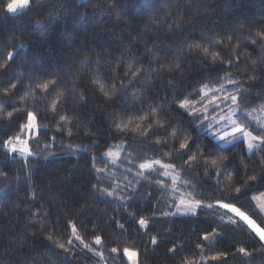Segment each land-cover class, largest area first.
Masks as SVG:
<instances>
[{
  "label": "trees",
  "instance_id": "16d2710c",
  "mask_svg": "<svg viewBox=\"0 0 264 264\" xmlns=\"http://www.w3.org/2000/svg\"><path fill=\"white\" fill-rule=\"evenodd\" d=\"M11 1L0 0V89L9 88L0 102V264H264V241L213 205L235 204L264 229L253 199L264 192V143L250 152L243 139L210 136L208 121L232 101L205 114L199 92L235 91L238 124L264 137V0H30L15 13ZM213 51L235 62L222 66ZM185 97L199 119L179 107ZM29 112L30 134L20 131ZM142 115L163 127L144 136L149 121L136 120L140 130H118ZM17 135L29 136L26 156L6 148ZM188 138L199 161L191 166L177 160ZM152 159L175 165L201 202L196 214L173 213V179L140 167ZM214 231V243L204 239Z\"/></svg>",
  "mask_w": 264,
  "mask_h": 264
},
{
  "label": "snow or ice",
  "instance_id": "6c2138e0",
  "mask_svg": "<svg viewBox=\"0 0 264 264\" xmlns=\"http://www.w3.org/2000/svg\"><path fill=\"white\" fill-rule=\"evenodd\" d=\"M29 3H30V0H16V2H14V3H9L7 5V9L9 11H11V12H15L18 8H23V7L27 6ZM256 36L261 41H264V32H257ZM257 42L258 41L256 39L252 40L253 44H256ZM213 44H215V41H213ZM188 47L190 49H193V50H199V49L202 48V52L204 54H208L209 53V47H208L207 44L203 45V47H202V45L200 43L194 42V43L189 44ZM12 55H13L12 53H8L7 59L11 60L12 59ZM212 58H213L214 62L217 61V60H220V63H221L222 66L225 65V64L230 66V65H232L235 62L231 58H229L227 61L222 60L218 56L217 52H215V51L212 52ZM236 60L238 61L239 57H236ZM252 62L255 63V61H252ZM0 67H3V65H0ZM176 67L179 68L180 65L176 64ZM224 70H227V69H224ZM137 71H139V70H137ZM132 75L135 76L136 72H133ZM232 82L236 83L235 81H232ZM49 83H51V82H49ZM37 87H39L40 89L46 91L48 89V83L39 84V85H37ZM10 88L11 89H16L17 88V84L16 83H11L10 84ZM100 90L102 92L104 91L103 86H101ZM8 91H9V88L0 89V93H2V95H0V102H3V96H7ZM208 91H211V89L208 88L207 84L203 85L201 87V89L199 90L200 93H204V96L207 95ZM237 91L239 92L240 89L238 88ZM104 95L106 97H108L109 100L111 99V95H109V93L104 92ZM112 95H115V92H113ZM204 96H201V100L204 99ZM237 99H238V97L236 95H232V94H227L224 97V100H231L233 103H236ZM215 101H216V98L213 97V99L211 101H209L208 104L204 105L203 112L205 114L208 113L210 107H211V109L213 111L220 107V105L218 103H216ZM52 107H53V111H54L55 107H56V102L55 101L53 102ZM179 107L185 109L188 115L195 116L197 119L200 118V111L198 109H196L193 104H191V102L189 101V99L187 97H185L183 100H181L179 102ZM155 112H156V109L153 108L152 109V113H155ZM3 114H4L3 113V109H0V116H2ZM6 115H7L8 118L11 119L13 117V112H7ZM27 116H28V123L20 125V131L21 132H25V131H28V130L36 128V124H35L36 116H35V114L32 113V112H29L27 114ZM207 118H208L207 115H205L204 119H207ZM60 119L61 120H65L66 117L61 116ZM136 120L149 121V116L148 115H142V116H138V117H130L127 123H123V121H122L121 125H117V128H118V130L121 133H127L129 131H133V132L138 131L141 128V124L135 123ZM153 123H156L157 127H160V128L163 127V124L159 123L158 121H149L147 126H146V130L143 131L142 135H144V136H148L149 135V132L152 129ZM217 123H218V121H217ZM233 123H235V122H233ZM201 126H203V121H201ZM211 127H212V124L210 122L209 125H208V128H211ZM211 134L213 136L216 135L215 132H213ZM152 135H156V133H152ZM171 136L173 138H175L176 140L180 139L179 137H177V130L175 128L172 129ZM249 136H251V133L245 132L243 127L235 126V127H233L231 129L230 132H224L223 135L218 137V139L223 140L226 143L231 144V143H233L234 140H240L241 137H244L245 139H247V137H249ZM229 137H230V139H229ZM16 138L19 139V135H17ZM252 139H257V140H260L261 143H264V137H252ZM189 141H190V138L185 139L184 142L179 143V147L177 149V153H178L177 160L179 161V160L183 159V157L187 156V159L183 160V163L188 164L189 166H191L192 162H199V161H198V157H197L196 154H192L191 156L188 155V153L192 151ZM155 142H156V144H161V143H163L164 145L168 144V140L167 139H164L163 141H161V139L158 138V139H156ZM4 143L7 144L8 142H4ZM248 149H249L250 152L252 151L253 145L251 143L248 144ZM12 150L13 151H17L15 146L12 147ZM26 150L27 149L25 148V149H20L19 151H26ZM198 151H199V160H203L205 162V164H206L207 161L204 160L203 151L200 150V149H198ZM227 159H228V157L222 156V157H217L216 159H213L211 162H212L213 165H216V164L221 163L222 161L227 160ZM153 163L154 164H159L162 168H173V167H175L174 164H166V165L162 164L160 160H155V161H153ZM153 163L141 164L140 167L148 169V170H154L153 169ZM217 174L218 175L221 174V170L219 168L217 169ZM249 178L252 179V180L256 179L255 176H252V177H249ZM229 179H231V177H229ZM236 191L239 192L240 189L237 188ZM108 195H112V193H108ZM225 198H227V197H225ZM182 203H183V201H182ZM217 203L219 204L220 207H222L224 209H228L229 211H231V212L235 213L237 216H239L242 220L246 221L248 223V225L250 227H252L253 230H255L259 234L260 239L264 240V230L259 229L244 213L240 212V210L238 208H236L234 205H232L230 203H222L220 201H217ZM200 204H201L200 201H196V205L197 206H200ZM208 207H211V205H208ZM139 225L141 227H147L148 226V221H146L145 219H140L139 220ZM119 227L123 228L124 225L120 224ZM73 231H75V226L74 225H73ZM49 239H51V236H49ZM77 239H79V237H77ZM204 239L208 240V236H204ZM156 242H157L156 238L153 237L152 238V243L155 244ZM69 243H71V241H69ZM95 243L96 244H101L102 243V239H101L100 236H96ZM60 247L63 248L64 245L61 244ZM111 251L116 252L117 249L113 248ZM124 251H125V254L128 255V258L130 260L132 259V257L137 255L136 252L129 253L128 249H125ZM241 251H244V250L241 249ZM214 259H215V257H214Z\"/></svg>",
  "mask_w": 264,
  "mask_h": 264
},
{
  "label": "rangeland",
  "instance_id": "374dc122",
  "mask_svg": "<svg viewBox=\"0 0 264 264\" xmlns=\"http://www.w3.org/2000/svg\"><path fill=\"white\" fill-rule=\"evenodd\" d=\"M16 2V0H12L10 3H14ZM26 7V6H25ZM25 7L23 8H18L15 12H19L21 10H23ZM13 12V13H15ZM227 94H232V95H237V93L235 91H230V90H225L223 91V88H217L215 90H212L209 94L207 93V97H205V99L207 98L206 103L208 104L209 101H211L213 99V97L216 98V103L223 104L224 102H226L227 100H224V97ZM236 106L235 103L230 102L227 105L224 106V108L222 109V111H220L216 116H214L212 119H210L208 121V125L211 122L212 127L208 128L206 132L216 138L217 140L226 143L223 140L218 139L219 136L223 135L224 132H230L231 129L235 126H240L242 127L240 124H238L236 117ZM218 121V123H217ZM263 121H264V115H263ZM235 122V123H233ZM243 129L245 130V132L251 133V136L247 137V139H245L244 137H241L240 139H243L247 145L249 143H251L253 145V149L256 148L257 146H259V144L261 143L260 140L257 139H252V137H257L256 135H254L250 130L246 129L243 127ZM31 130H28L29 134H30ZM215 132L216 135L213 136L211 133ZM28 137H21L19 139H10L8 140L7 144H6V148L11 152V153H15L18 154L20 156H26L27 153L29 152V145H28ZM230 139V137H229ZM26 142V143H25ZM15 146V148L17 149V151H13L12 147ZM27 149L26 151H19L20 149ZM119 150H115V153L118 152ZM157 159H152V160H148L147 163H153V161H155ZM162 164H168L162 160H160ZM158 169L161 170L165 175H168L169 177H171L173 179V184L172 187V191L174 192V194L176 196L179 197L177 203H175V206L173 208V213L174 214H181V215H194L196 214L199 206L196 205V201H198L197 199H195L191 193V189L190 186H181L180 183H182L180 180V172L178 170H176L174 167L173 168H162L159 164H154L153 163V169ZM184 184V182L182 183ZM181 186V187H180ZM254 202L257 204V206L259 207L260 211L264 214V192H260L256 195H254L253 197ZM183 201V203H182ZM222 203H226V202H222ZM213 205H216L217 207L220 208V210L222 211H226L228 213V216L233 218L234 220H241L243 222H245L247 225L248 223L244 220H242L239 216H237L235 213L229 211L228 209H224L222 207L219 206L218 203H215ZM211 204V206H213ZM234 205L236 208H238L240 210V212L244 213L259 229L264 230L260 224L258 222L255 221V219H253L251 216H249L246 212H244L243 210H241L239 207H237L235 204ZM249 226V225H248ZM249 228H251L253 230L252 227L249 226ZM254 232H256L255 230H253ZM256 234L259 236V234L256 232ZM208 236V241L211 243H214L218 236L219 233L214 231L212 232L210 235ZM260 237V236H259ZM264 241V240H263ZM133 264H136V262H133Z\"/></svg>",
  "mask_w": 264,
  "mask_h": 264
}]
</instances>
